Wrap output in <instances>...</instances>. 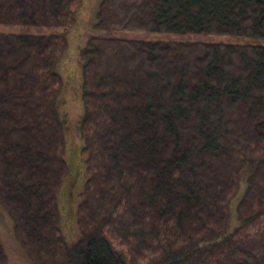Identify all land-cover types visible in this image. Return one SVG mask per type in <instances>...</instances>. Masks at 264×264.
Instances as JSON below:
<instances>
[{"label": "trees", "instance_id": "16d2710c", "mask_svg": "<svg viewBox=\"0 0 264 264\" xmlns=\"http://www.w3.org/2000/svg\"><path fill=\"white\" fill-rule=\"evenodd\" d=\"M82 4L0 0V26L51 31L0 32V207L29 262L264 264V44L90 33L75 175L57 68ZM94 30L264 41V0H101Z\"/></svg>", "mask_w": 264, "mask_h": 264}, {"label": "rangeland", "instance_id": "374dc122", "mask_svg": "<svg viewBox=\"0 0 264 264\" xmlns=\"http://www.w3.org/2000/svg\"><path fill=\"white\" fill-rule=\"evenodd\" d=\"M101 0H83L82 7L78 13V25L74 32L69 33V47L66 50L62 61L57 70L63 80L62 90L57 98V110L65 120L66 125V151L65 158L71 172L78 175L81 171L80 152L82 142L79 136V123L84 115V107L82 103L81 90V61L79 52L85 46L88 35L90 33H101L106 37L124 38L133 40L148 41H209L222 43H251L264 44L263 40H254L247 38H217V37H201V36H180L175 34L160 33H138V32H116L105 34L101 31L94 30L96 23V14ZM61 31V30H56ZM0 32H13L19 34H39L50 33L51 31L43 28H26L19 26H0ZM80 181V179H79ZM78 189L75 185L74 188ZM59 206L62 213L61 225L62 233L65 235L69 244L73 242L69 230L71 226L65 225L68 215L64 212L63 203L61 201V193L58 196ZM237 198L234 197L230 204V222L229 228L236 226L235 204ZM68 227V228H66ZM70 228V229H69ZM69 229V230H68ZM0 238L4 246L7 261L5 264H31L25 251L21 248L18 241L13 236L12 221L7 213L0 207Z\"/></svg>", "mask_w": 264, "mask_h": 264}]
</instances>
